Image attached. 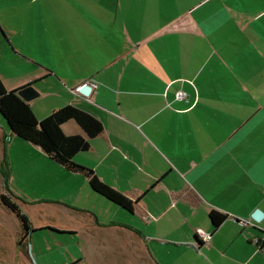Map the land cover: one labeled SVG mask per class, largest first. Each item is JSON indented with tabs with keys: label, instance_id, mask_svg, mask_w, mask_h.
Returning <instances> with one entry per match:
<instances>
[{
	"label": "crops",
	"instance_id": "obj_1",
	"mask_svg": "<svg viewBox=\"0 0 264 264\" xmlns=\"http://www.w3.org/2000/svg\"><path fill=\"white\" fill-rule=\"evenodd\" d=\"M9 1L18 10L19 0ZM23 5L24 24L12 25L10 44L34 65L21 70L15 90L33 85L38 96L28 103L37 119L69 104L102 123L73 161L133 210L92 191L83 174L0 119L8 182L26 180L31 200L43 196L80 217L58 230L80 232L82 247L104 245L90 252L97 264H264V216L251 218L255 209L264 213V0ZM62 130L81 133L74 121ZM212 210L226 215L217 227Z\"/></svg>",
	"mask_w": 264,
	"mask_h": 264
},
{
	"label": "rangeland",
	"instance_id": "obj_2",
	"mask_svg": "<svg viewBox=\"0 0 264 264\" xmlns=\"http://www.w3.org/2000/svg\"><path fill=\"white\" fill-rule=\"evenodd\" d=\"M9 2L11 1L0 0L2 4L0 15L3 16H0V35L3 46L0 47V73L1 81L7 90L15 89L16 81H20L26 75L22 74L21 70L29 65H34L30 62L32 60L28 61L26 55L15 52L10 44L12 25L20 29L24 24L26 9L22 4L26 0L24 2L19 0L18 10H14L8 4ZM34 6L40 8L41 1H38ZM86 26L85 33L89 34L92 30L90 23H87ZM52 30L56 31L57 29H50L49 26L48 32L51 33ZM55 58L58 59V56L56 55ZM0 119L5 123L1 115ZM3 172L7 173L5 168L4 171L0 169V195L9 191L22 212L27 215L34 230L24 239L20 222L0 201V264H97L91 260L90 252L92 248L104 252L107 249L104 245L82 247L80 243L83 235L80 232L68 235L58 230L59 226L68 224L67 222L73 224L81 222L80 217L76 216L73 211L66 210L60 204L45 203L47 200H43V196L39 200L44 202L31 200L33 189L30 190L27 181L21 180V178L16 177L18 181L10 183L8 182L10 176L7 175L4 187L2 184ZM20 241L22 243H18ZM82 251L84 259L78 262L77 259ZM109 258L112 259L111 256Z\"/></svg>",
	"mask_w": 264,
	"mask_h": 264
},
{
	"label": "trees",
	"instance_id": "obj_3",
	"mask_svg": "<svg viewBox=\"0 0 264 264\" xmlns=\"http://www.w3.org/2000/svg\"><path fill=\"white\" fill-rule=\"evenodd\" d=\"M17 91L7 90L0 79V115L9 131L19 139L40 147L49 159L63 166L67 171L83 174L88 179L92 191L124 210L132 212L131 200L102 182L92 170L73 161L76 153L88 149L89 140L102 130V123L89 113L69 104L52 111L42 119H37L29 103L24 101ZM68 121H74L80 127L81 133L65 134L62 125ZM2 176L5 182L7 173L3 172ZM6 192L0 195V201L18 219L23 238L26 239L34 228L9 191ZM209 218L212 225L217 227L226 215L212 210Z\"/></svg>",
	"mask_w": 264,
	"mask_h": 264
},
{
	"label": "water",
	"instance_id": "obj_4",
	"mask_svg": "<svg viewBox=\"0 0 264 264\" xmlns=\"http://www.w3.org/2000/svg\"><path fill=\"white\" fill-rule=\"evenodd\" d=\"M91 90V86L89 83L82 85L78 92L83 96H88ZM17 94L26 102L31 101L32 99L38 96V92L35 90L32 84H28L17 91ZM264 216V213L260 209H255L252 214L251 218L258 222Z\"/></svg>",
	"mask_w": 264,
	"mask_h": 264
},
{
	"label": "built area",
	"instance_id": "obj_5",
	"mask_svg": "<svg viewBox=\"0 0 264 264\" xmlns=\"http://www.w3.org/2000/svg\"><path fill=\"white\" fill-rule=\"evenodd\" d=\"M95 85V84H94ZM183 93L182 92H178L177 94H176V96H177V98H182L183 97ZM263 195H264V191H263ZM196 235H197V237L201 240V241H207L208 240V238H209V235L208 234H205L204 232H202V230H200V229H197L196 230ZM198 239V240H199Z\"/></svg>",
	"mask_w": 264,
	"mask_h": 264
}]
</instances>
